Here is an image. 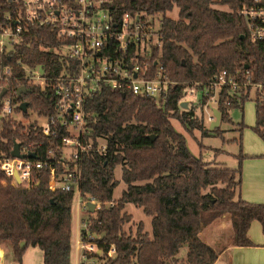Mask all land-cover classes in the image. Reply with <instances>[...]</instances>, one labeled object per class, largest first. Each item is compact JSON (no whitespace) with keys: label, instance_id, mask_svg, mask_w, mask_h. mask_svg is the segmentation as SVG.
<instances>
[{"label":"trees","instance_id":"obj_1","mask_svg":"<svg viewBox=\"0 0 264 264\" xmlns=\"http://www.w3.org/2000/svg\"><path fill=\"white\" fill-rule=\"evenodd\" d=\"M144 1L130 8L161 15V45L154 47L153 55L180 84L171 89L165 108L151 99L128 93L123 97L122 92L110 89L88 103L91 139L94 143L105 141L107 150L84 156L82 193L95 196L102 204L112 201L118 166L126 184L115 206H104L91 219V232L100 236L97 242L102 254L90 257L103 264H178L177 255L185 248L187 254L181 264H216L218 253L201 239L202 230L229 214L233 244L251 246L248 230L256 220L264 225V204H251L241 198L242 162L248 157L241 149L237 168L213 167L191 153L186 138L175 130L170 119H177L189 133L199 129L207 136L209 130L203 127V118L198 121L192 109L184 110L179 105L185 89L195 82L207 83L222 70L238 73L239 81L247 70L254 82L264 83V43L249 39L239 15L250 0ZM173 7L178 9L177 20L166 14ZM9 9L8 1L0 0V27ZM46 34L44 29H33L27 38L30 44L16 48L11 62H6H47L52 56L42 53L40 45L54 46L55 41ZM30 89L23 99L34 110L50 113V96L37 88ZM230 92L224 89L221 96V122L229 121L230 111L242 108L250 98L249 90ZM208 98L203 97L202 106ZM255 103L254 131L264 141V100L259 93ZM243 129L242 125L240 142ZM213 131L222 136L219 126ZM40 140L43 138L35 136L32 128L13 120H5L0 129V151L7 153L15 141ZM46 178L27 189L12 186L9 181L3 185L0 174V245L11 247L18 264H22L29 247L43 251V264L72 261L74 195L48 188ZM127 203L142 208L151 218V233L143 232L142 225L136 235L124 232V225L132 219L125 212ZM111 245H115L116 254L107 258Z\"/></svg>","mask_w":264,"mask_h":264},{"label":"built area","instance_id":"obj_2","mask_svg":"<svg viewBox=\"0 0 264 264\" xmlns=\"http://www.w3.org/2000/svg\"><path fill=\"white\" fill-rule=\"evenodd\" d=\"M7 1L10 9L0 27V95L6 89L0 97V129L5 120L21 123L13 119L15 112H22L28 120L31 111L38 120L25 126L43 140L15 141L20 144V154L24 157L11 154L14 144L10 153L1 149V183L6 185L9 181L12 186L29 189L47 176L48 188L72 193L79 211V247L83 258L91 261L90 264H99L98 259L90 257L102 254L97 242L100 236L91 232L90 217L96 218L104 206H115L116 200L102 204L95 196L82 193L84 156L104 154L107 150L105 141L94 143L91 139L88 103L110 89L139 99H151L165 108L171 89L180 83L171 79L161 59L153 55L154 47L161 45V15L130 8L131 4L144 0ZM173 11L174 7L167 16ZM239 15L245 22L249 39L264 43V0H250ZM33 29L48 31L45 37L55 41L54 46L40 45L39 48L52 57L37 65L21 59L7 63L11 62L16 48L30 44L27 38ZM237 76L238 73L222 70L207 83L195 82L185 89L179 105L183 101L190 104L191 99H198L199 93L201 100L209 96L203 107V121L209 127L215 121L213 109H219L224 89L231 94L254 91L255 97L259 93L264 100L263 82H254L247 70L243 80L239 81ZM21 86L29 92L30 88H37L48 94L51 112L36 111L28 101L27 111L23 112L20 105L29 92L20 96ZM30 153L35 157H30ZM89 204L95 205L94 212L89 211ZM115 254L116 247L111 245L105 255L113 258Z\"/></svg>","mask_w":264,"mask_h":264},{"label":"rangeland","instance_id":"obj_3","mask_svg":"<svg viewBox=\"0 0 264 264\" xmlns=\"http://www.w3.org/2000/svg\"><path fill=\"white\" fill-rule=\"evenodd\" d=\"M227 8V7H226ZM223 8V9H226ZM178 9H175L170 17L177 20ZM159 27V24L156 23V28ZM250 98L245 102L242 108H235L230 111V120L227 122H221L219 125L220 132L222 136L213 130H209V127L202 120V125L205 129L209 130L207 136H203L202 132L199 129L194 130V132L189 133V131L181 125V123L175 119L171 118V123L173 124L175 130L182 134L186 138L187 146L191 153L197 157H202V159L211 164L213 167H225V168H235L237 166V159L235 155H238L240 149L242 152L247 151L248 148H253L258 145V142L262 143V139L255 133L254 127L256 125V103H255V92H250ZM201 93L198 95V99H191L188 109H192L196 115L198 121L201 118H204V110L201 105ZM28 120L23 117L22 112H15L13 114V119L17 122H20L23 125L30 124V121L38 120L37 116L31 111L28 112ZM244 126L242 132V140L240 138V128ZM236 139V140H234ZM241 144V148H240ZM115 177L118 181V185L114 190L113 198L118 200L121 198L123 191L126 189V184L122 179V168L118 166L115 170ZM115 201V202H116ZM72 215L73 219H76L79 216L77 200L73 202L72 205ZM125 212L132 216L130 222L124 225V232L129 235H136L138 227L142 225L143 232L152 231L151 218L146 216L142 208L135 206L134 204L127 203L125 206ZM84 212L82 217H84ZM226 218L230 219V215L227 214ZM95 217V216H94ZM93 216L90 219L94 218ZM213 222L215 223L213 227L222 229L221 223H218L220 219ZM231 220V219H230ZM225 222V221H224ZM217 223V224H216ZM219 224V225H218ZM218 225V227H217ZM231 226V227H230ZM229 228L226 226L225 229L218 230V236L220 237L217 242H219L217 248L219 249L220 245H227L234 243V231L232 225L230 224ZM213 227L205 228L202 239L204 241L210 240V231ZM213 230V229H212ZM11 248V247H10ZM185 248L177 255L179 258V263L185 259L184 254ZM13 255V254H12ZM99 264H103L102 260H97ZM17 263V262H16ZM43 263V252L38 247H30L25 258L24 264H41Z\"/></svg>","mask_w":264,"mask_h":264},{"label":"crops","instance_id":"obj_4","mask_svg":"<svg viewBox=\"0 0 264 264\" xmlns=\"http://www.w3.org/2000/svg\"><path fill=\"white\" fill-rule=\"evenodd\" d=\"M261 141L262 143H264L263 140ZM243 154L248 157L242 162V182L240 190L241 198L251 204H264V144L258 142V145L256 147H249L247 151L243 152ZM235 156L238 166L239 160L237 158V155ZM237 166L235 168H237ZM226 217L227 216L224 215V218L220 219L218 222L221 223L222 229H225L226 226L229 228L231 224V220ZM214 225L215 223L209 226L213 227ZM209 226L207 227L209 228ZM212 229L209 230L211 234L209 241H204L202 239L204 234L203 230H205V228L200 233V237L218 253V262L223 264H264V225L261 222L256 220L253 221L250 225V228L248 230V237L252 242L251 246H236L231 243L227 245H220L218 249L217 246L219 242L217 241L220 238L218 236V230H223L220 228L215 229V227H213ZM79 243L80 222L77 217L76 219H73L72 223L71 264H90L91 261L84 260L82 250L79 247ZM29 248L26 250L23 256L22 264H24V258ZM184 254L186 256L187 249L184 250ZM0 264H18L14 260L12 249L7 243L0 245Z\"/></svg>","mask_w":264,"mask_h":264},{"label":"water","instance_id":"obj_5","mask_svg":"<svg viewBox=\"0 0 264 264\" xmlns=\"http://www.w3.org/2000/svg\"><path fill=\"white\" fill-rule=\"evenodd\" d=\"M246 68H248V66H246ZM6 92V89H4L0 95V97H2ZM29 92V89L24 87V86H21L19 89H18V94L20 96L22 95H25L26 93ZM126 95L123 94V97H125ZM180 106L184 109V110H187L189 108V103L188 101H183L181 102ZM27 107H28V102L25 101L23 102L21 105H20V109L23 111V112H26L27 111ZM213 113H214V116H215V121L212 122V124L209 126V130H214L215 128H217L220 124V121H221V112L219 109L217 108H214L213 109ZM150 138L153 140L155 137L154 136H150ZM11 154L13 156H16V157H24V155L20 154V144L15 142L14 143V148L11 152ZM30 157H35V154L34 153H30L29 154ZM39 185V184H38ZM88 208H89V211L90 212H94V209H95V205L94 204H89L88 205ZM166 264H172L170 262L166 263ZM216 264H223V263H216Z\"/></svg>","mask_w":264,"mask_h":264}]
</instances>
